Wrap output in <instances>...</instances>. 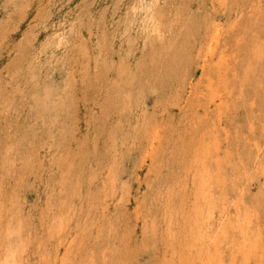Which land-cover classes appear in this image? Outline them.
<instances>
[{"label":"rangeland","instance_id":"rangeland-1","mask_svg":"<svg viewBox=\"0 0 264 264\" xmlns=\"http://www.w3.org/2000/svg\"><path fill=\"white\" fill-rule=\"evenodd\" d=\"M259 1L0 0V264H264Z\"/></svg>","mask_w":264,"mask_h":264},{"label":"bare ground","instance_id":"bare-ground-1","mask_svg":"<svg viewBox=\"0 0 264 264\" xmlns=\"http://www.w3.org/2000/svg\"><path fill=\"white\" fill-rule=\"evenodd\" d=\"M261 1V0H260ZM259 1V2H260ZM251 3V2H250ZM208 6V5H207ZM254 7V6H253ZM238 9V8H237ZM248 10V9H247ZM262 10V9H261ZM216 11V10H215ZM160 12V11H159ZM264 12V11H263ZM258 13V12H257ZM262 13V12H261ZM236 14V13H235ZM249 16V15H248ZM261 16V15H260ZM240 18V17H239ZM156 20V19H155ZM191 21V20H190ZM245 22V21H244ZM251 22V21H250ZM164 23V22H163ZM248 24V23H247ZM243 24H241V26H242ZM261 25V24H260ZM243 27V26H242ZM261 27V26H260ZM241 29V28H240ZM245 30V29H244ZM143 31V30H142ZM174 31V30H173ZM145 32V31H144ZM255 33V32H254ZM136 34V33H135ZM262 34V33H261ZM153 36V35H152ZM234 36V35H233ZM137 37V36H136ZM135 37V38H136ZM217 37H218V33L215 35V40L217 39ZM177 38V37H176ZM182 38V37H181ZM180 38V39H181ZM254 38V37H253ZM259 39V38H258ZM182 40V39H181ZM248 42V41H247ZM128 43V42H127ZM126 43V44H127ZM160 43V42H159ZM230 43V42H229ZM129 44V43H128ZM183 44V43H182ZM257 44V43H256ZM161 45V44H160ZM171 46H172V43H171ZM244 46V45H243ZM181 47V46H180ZM184 47V46H183ZM223 48V47H222ZM248 48V47H247ZM184 49V48H183ZM168 50V49H167ZM215 50H217V49H215ZM44 52V51H43ZM175 52V51H174ZM183 52V51H182ZM239 52V51H238ZM241 52V51H240ZM45 53V52H44ZM194 53V52H193ZM215 53V52H214ZM48 54V53H47ZM197 54V53H196ZM245 54V53H244ZM247 54V53H246ZM169 56H170V53L168 54ZM176 56V55H175ZM215 56V55H214ZM184 57V56H183ZM204 58V57H203ZM209 58V57H208ZM243 58V57H242ZM163 59H165V58H163ZM211 59H212V57H211ZM239 59V58H238ZM156 60V59H155ZM182 60V59H181ZM154 62V61H153ZM47 63V62H46ZM158 63V62H157ZM214 63H216V62H214ZM214 65V64H213ZM152 66H155V65H152ZM171 66V65H170ZM35 69V68H34ZM161 69V68H160ZM36 70V69H35ZM135 70V69H134ZM214 70H215V68H214ZM131 71V70H130ZM239 71V70H238ZM170 72V71H169ZM124 73V72H123ZM205 73V72H204ZM121 74H122V72H121ZM133 75H134V73H133ZM125 76V75H124ZM128 76V75H127ZM160 76V75H159ZM219 76V75H218ZM132 77V76H131ZM220 79V78H219ZM123 81V80H122ZM160 81V80H159ZM214 81V80H213ZM163 84V83H162ZM192 84V83H191ZM202 84V83H201ZM164 85V84H163ZM198 85H200V84H198ZM204 85V84H203ZM205 86V85H204ZM214 87V86H213ZM197 88V87H196ZM201 88H203V87H201ZM208 88H210V87H208ZM183 89V88H182ZM199 89V88H198ZM205 89H206V87H205ZM217 89H218V87H217ZM192 90V89H191ZM195 89H193V91H194ZM202 90V89H201ZM214 90V89H213ZM196 92H198V91H196ZM189 94V93H188ZM204 94V93H203ZM206 94H208V93H206ZM229 94V93H228ZM201 95V94H200ZM200 95H198V96H200ZM214 96V95H213ZM217 96V95H216ZM246 96V95H245ZM204 97V96H203ZM209 97V96H208ZM215 97V96H214ZM239 97V96H238ZM183 98V97H182ZM189 98V97H188ZM193 98H194V96H193ZM202 98V97H201ZM205 98V97H204ZM220 98V97H219ZM228 98V97H227ZM236 98V97H235ZM202 100V99H201ZM207 100V99H206ZM227 100V99H226ZM229 100H232V99H229ZM204 101V100H203ZM250 101V100H249ZM186 102V101H185ZM184 102V103H185ZM234 102V101H233ZM238 102V101H237ZM194 103V102H193ZM222 103V102H221ZM232 104V103H231ZM236 104V103H235ZM208 105V104H207ZM234 105V104H233ZM223 106V105H222ZM227 106V105H226ZM209 106H207V108H208ZM233 107H235V106H233ZM186 108V107H185ZM184 108V109H185ZM221 108V107H220ZM202 109V108H201ZM205 109V108H204ZM233 109V108H232ZM124 110V109H123ZM162 110H164L163 108H162ZM238 110V109H237ZM239 113V112H238ZM262 113H264V112H262ZM236 114V113H235ZM256 114H257V112H256ZM251 115V114H250ZM254 115V114H253ZM258 115V114H257ZM264 115V114H263ZM58 117V116H57ZM226 117V116H225ZM246 117V116H245ZM236 118H237V116H236ZM230 119V118H229ZM258 119H260V117L258 118ZM231 121H233V120H231ZM254 121H256V120H254ZM253 121V122H254ZM243 122V121H242ZM249 122V121H248ZM258 122V121H257ZM256 122V123H257ZM190 123V122H189ZM245 124V123H244ZM248 124V123H247ZM251 123H249V125H250ZM257 125V124H256ZM134 126H136V125H134ZM164 126V125H163ZM193 126V125H192ZM195 126V125H194ZM247 126V125H246ZM258 126V125H257ZM260 126V125H259ZM19 127V126H18ZM150 127V126H149ZM7 129V128H6ZM139 129V128H138ZM152 129V128H151ZM238 129V128H237ZM9 131V130H8ZM152 131V130H151ZM241 131V130H240ZM237 132V131H236ZM13 133V132H12ZM158 133V132H157ZM202 133V132H201ZM152 134V133H151ZM243 134V133H242ZM261 134H263V132H261ZM153 136H154V134H153ZM159 136V135H158ZM214 136H216V135H214ZM240 136V135H239ZM263 136V135H262ZM218 137V136H217ZM244 137V136H243ZM224 138V137H223ZM9 139V138H8ZM158 139V138H157ZM236 139H238V138H236ZM242 139V138H241ZM254 139V138H253ZM213 140V139H212ZM240 140V139H239ZM243 140V139H242ZM241 140V141H242ZM176 141V140H175ZM201 141V140H200ZM214 141H217V140H215L214 139ZM241 141H240V143H241ZM161 142H163V141H161ZM207 142V141H206ZM244 142V141H243ZM242 142V143H243ZM211 143H212V141H211ZM217 143H218V141H217ZM220 143V142H219ZM236 143V142H235ZM240 143H237V144H240ZM241 143V144H242ZM198 144H199V141H198ZM202 144V143H201ZM227 144V143H226ZM247 144V143H246ZM261 145V144H260ZM219 146V145H218ZM236 146V145H235ZM242 146V145H241ZM244 146H246V145H244ZM225 148V147H224ZM242 148V147H241ZM244 149V147L242 148V150ZM247 148H245L244 150H246ZM191 150V149H190ZM192 150H194V149H192ZM196 150V149H195ZM75 151V150H74ZM144 151V150H143ZM247 151V150H246ZM260 151H261V148H260ZM75 152H77V151H75ZM181 152H183V151H181ZM245 152V151H244ZM249 152V151H248ZM252 152V151H251ZM258 152V151H257ZM257 152H255V153H257ZM264 152V151H263ZM149 153V152H148ZM173 153H174V151H173ZM187 153H189V152H187ZM195 153V152H194ZM224 153V152H223ZM242 153H243V151H242ZM259 153V152H258ZM152 154V153H151ZM185 154V153H184ZM232 154V153H231ZM248 154V153H247ZM254 154V153H253ZM217 155V154H216ZM170 156V155H169ZM228 156H229V154H228ZM245 156V155H244ZM243 156V157H244ZM249 156V155H248ZM247 156V157H248ZM255 156V155H254ZM263 156V155H262ZM153 157V156H152ZM222 157V156H221ZM251 157V156H250ZM249 157V158H250ZM256 157V156H255ZM203 158V157H202ZM220 158V157H219ZM226 158V157H225ZM263 158V157H262ZM197 159V158H196ZM200 159H201V157H200ZM252 159H253V157H252ZM261 159V157L259 158V160ZM264 159V158H263ZM262 159V160H263ZM204 160V159H203ZM199 161V160H198ZM205 161H206V159H205ZM217 161V160H216ZM228 161V160H227ZM256 161V160H255ZM212 162V161H211ZM252 162H253V160H252ZM153 163V162H152ZM203 163V162H202ZM206 163V162H205ZM61 164V163H60ZM63 164V163H62ZM65 164V163H64ZM154 164V163H153ZM152 164V165H153ZM184 164V163H183ZM247 164V163H246ZM253 164V163H252ZM150 165V164H149ZM202 165V164H201ZM229 165V164H228ZM15 166H17V165H15ZM147 166H148V164H147ZM191 166H192V164H191ZM204 166V165H203ZM207 166V165H206ZM247 166V165H246ZM252 166V165H251ZM73 167V166H72ZM187 167V166H186ZM212 167V166H211ZM240 167V166H239ZM249 167V166H248ZM190 168V167H189ZM188 168V169H189ZM196 168H199L200 169V167H197L196 166ZM215 168V167H214ZM152 169V168H151ZM150 169V170H151ZM183 169V168H182ZM213 169V168H212ZM86 170V169H85ZM84 170V171H85ZM181 170V169H180ZM184 170H185V167H184ZM209 170H210V168H209ZM227 170V169H226ZM259 170V169H258ZM18 171V170H17ZM200 171V170H199ZM203 171V170H202ZM201 171V172H202ZM212 171V170H211ZM22 172V171H21ZM81 172V171H80ZM157 172V171H156ZM181 172V171H180ZM183 172V171H182ZM181 172V173H182ZM195 172V171H194ZM219 172V171H218ZM20 173V172H19ZM43 173V172H42ZM115 173V172H114ZM221 173V172H220ZM148 174V173H147ZM178 175H179V173H177ZM195 174V173H194ZM202 173H200V175H201ZM228 174V173H227ZM247 174V173H246ZM1 175V174H0ZM116 175V174H115ZM170 175V174H169ZM192 175V174H191ZM211 175V174H210ZM27 176V175H26ZM117 176V175H116ZM184 176V175H183ZM206 176V175H205ZM171 177V176H170ZM191 177V176H190ZM201 177V176H200ZM23 178V177H22ZM27 178V177H26ZM227 178V177H226ZM229 178V177H228ZM12 179V178H11ZM110 179V178H109ZM36 180V179H35ZM103 180V179H102ZM219 180H220V178H219ZM242 180V179H241ZM61 181V180H60ZM106 181V180H105ZM174 181V180H173ZM229 181V180H228ZM246 181V180H245ZM249 181V180H248ZM12 182V181H11ZM77 182V181H76ZM79 182H80V180H79ZM158 182V181H157ZM177 182V181H176ZM180 182V181H179ZM178 182V183H179ZM183 182H184V180H183ZM183 182H181V183H183ZM201 182V181H200ZM238 182V181H237ZM178 183H177V186L176 187H178L179 185H178ZM211 183V182H210ZM221 183V182H220ZM15 184V183H14ZM54 184H56V183H54ZM93 184V183H92ZM107 184V183H106ZM160 184V183H159ZM166 184H168V183H166ZM174 184V183H173ZM245 184H247V183H245ZM82 185V184H81ZM103 185V184H102ZM193 185V184H192ZM84 186V185H83ZM185 186V185H184ZM199 186V185H198ZM213 186V185H212ZM240 186V185H239ZM45 187V186H44ZM98 187H99V185H98ZM165 187H167V186H165ZM186 187V186H185ZM242 187V186H241ZM100 188V187H99ZM115 188V187H114ZM164 188V187H163ZM181 188H182V184H181ZM226 188V187H225ZM243 188V187H242ZM10 189V188H9ZM46 189V188H45ZM90 189V188H89ZM102 189V188H101ZM104 189V188H103ZM106 189V188H105ZM174 188H172V191H174L173 190ZM33 190V189H32ZM166 190V189H165ZM207 190V189H206ZM226 190V189H225ZM231 190V189H230ZM116 191V190H115ZM185 191V190H184ZM208 191V190H207ZM50 192V191H49ZM165 192V191H164ZM169 192V191H168ZM245 192H247V190L245 191ZM249 192V191H248ZM16 193V192H15ZM188 193H189V191H188ZM203 193H204V191H203ZM219 193V192H218ZM50 194V193H49ZM111 194H112V192H111ZM170 194V193H169ZM172 194V193H171ZM190 194V193H189ZM247 194V193H246ZM245 194V195H246ZM264 194V193H263ZM249 195H251V194H249ZM52 196V195H51ZM256 196V195H255ZM213 197V196H212ZM237 197H238V195H237ZM241 197H242V195H241ZM240 198V197H239ZM248 198V197H247ZM251 198V197H250ZM51 199V198H50ZM134 199V198H133ZM138 199V198H137ZM158 199V198H157ZM141 200V199H140ZM204 200V199H203ZM54 201V200H53ZM97 201H99V200H97ZM140 202V201H139ZM182 202V201H181ZM230 202V201H229ZM242 202V201H241ZM143 203V202H142ZM141 203V204H142ZM172 203H173V201H172ZM250 203V202H249ZM137 204V203H136ZM139 204V203H138ZM140 204V205H141ZM227 204V203H226ZM239 204V203H238ZM251 204V203H250ZM59 205V204H58ZM175 205V204H174ZM253 205V204H252ZM137 206H139V205H137ZM240 206V205H239ZM247 206V205H246ZM141 207V206H140ZM185 207V206H184ZM226 207V206H225ZM137 207H135V209H136ZM142 208H144V206L142 207ZM173 208V207H172ZM8 209V208H7ZM40 209V208H39ZM218 209V208H217ZM141 210V209H140ZM139 210V211H140ZM173 210V209H172ZM254 210V209H253ZM260 210V209H259ZM263 210V209H262ZM138 211V212H139ZM181 211V210H180ZM184 211V210H183ZM186 211V210H185ZM215 211V210H214ZM149 212V211H148ZM252 212V211H251ZM3 213V212H2ZM182 213V212H181ZM180 213V214H181ZM141 214V213H140ZM227 214V213H226ZM78 215V214H77ZM157 215V214H156ZM160 215V214H159ZM177 215V214H176ZM186 215V214H185ZM219 215V214H218ZM260 215V214H259ZM180 216V215H179ZM182 216V215H181ZM180 216V217H181ZM192 216V215H191ZM231 218H232V215H229ZM255 216H257V215H255ZM188 217V216H187ZM165 218V217H164ZM66 219V218H65ZM70 219V218H69ZM73 219V218H72ZM136 219H138V218H136ZM142 219V218H141ZM147 219V218H146ZM2 220H3V218H2ZM71 220V219H70ZM84 220V219H83ZM85 220H86V218H85ZM118 220V219H117ZM178 220H179V218H178ZM185 220V219H184ZM189 220V219H188ZM264 220V219H263ZM60 221V220H59ZM127 221V220H126ZM136 221V220H135ZM183 221V220H182ZM216 221V220H215ZM62 222V221H61ZM60 222V223H61ZM4 223V222H3ZM87 223V222H86ZM85 223V224H86ZM121 223H122V221H121ZM144 223V222H143ZM225 223V222H224ZM222 224V223H221ZM227 224V223H226ZM264 224V223H263ZM6 226V225H5ZM62 226V225H61ZM89 226V225H88ZM135 226H136V224H135ZM142 226V225H141ZM231 226H233V225H231ZM230 226V227H231ZM255 226V225H254ZM261 226V225H260ZM27 227H28V225H27ZM32 227V226H31ZM127 227H128V224H127ZM9 228H11V227H9ZM16 228V227H15ZM77 228V227H76ZM88 228V227H87ZM90 228V227H89ZM131 228H132V226H129V231L131 230ZM41 229V228H40ZM81 229V228H80ZM91 229H92V227H91ZM104 229V228H103ZM127 229V230H128ZM133 230H134V227L132 228ZM13 230V229H12ZM15 230V229H14ZM56 230V229H55ZM148 230V229H147ZM171 230V229H170ZM183 230V229H182ZM255 230V229H254ZM63 231V230H62ZM81 231H83V230H81ZM128 231V234L130 233ZM132 231V230H131ZM146 231V230H145ZM186 231V230H185ZM256 231V230H255ZM20 232V231H19ZM180 231H178V233H179ZM58 233V232H57ZM133 233H135L134 231H133ZM144 233V232H143ZM143 233L141 234V235H143ZM255 233V232H254ZM253 233V234H254ZM18 234V233H17ZM34 234V233H33ZM100 234V233H99ZM109 234H110V232H109ZM130 234H132V232L130 233ZM148 234V233H147ZM180 234V233H179ZM223 234H225V233H223ZM262 234V233H261ZM107 235V234H106ZM123 235V234H122ZM125 235H126V233H125ZM226 235V234H225ZM39 236H40V234H39ZM62 236V235H61ZM90 236V235H89ZM88 236V237H89ZM19 237V236H18ZM21 237V236H20ZM52 237V236H51ZM108 237H109V235H108ZM118 237V236H117ZM121 237V236H120ZM130 237V235L128 236V238ZM46 238V237H45ZM61 238V237H60ZM86 238V237H85ZM119 238V237H118ZM125 236H124V240H125ZM47 239V238H46ZM111 239V238H110ZM116 239V238H115ZM123 239V237H121V240ZM17 240V239H16ZM44 240V239H43ZM65 240V239H64ZM87 240V239H86ZM119 240H120V238H119ZM217 240V239H216ZM32 241V240H31ZM89 241V240H88ZM109 241V240H108ZM130 241H131V239H130ZM175 241V240H174ZM125 242H127V240H125ZM124 241L122 242L123 244L125 243ZM134 242V241H133ZM260 242H262L261 240H260ZM31 243V242H30ZM33 243V242H32ZM74 243V242H73ZM119 243V242H118ZM117 243V244H118ZM190 243V242H189ZM142 244H144V243H142ZM260 244V243H259ZM36 245V244H35ZM85 245V244H84ZM113 245V244H112ZM125 245H126V243H125ZM131 245V244H130ZM119 246V245H118ZM123 246V245H122ZM127 246H128V244H127ZM134 247H137V246H135V244L133 245ZM139 247H140V245H138ZM260 246V245H259ZM35 247V246H34ZM115 247V246H114ZM113 247V248H114ZM133 247V248H134ZM239 247V246H238ZM43 248V247H42ZM69 248V247H68ZM116 248H119V247H116ZM121 248V247H120ZM123 248V247H122ZM122 248H121V251H122ZM124 248H126V247H124ZM143 248V247H142ZM193 248V247H192ZM38 249V248H37ZM129 249V248H128ZM146 249V248H145ZM73 250V249H72ZM113 250V249H112ZM136 250V249H135ZM143 250H144V248H143ZM259 250V249H258ZM116 251V250H115ZM79 252V251H78ZM117 252H118V254H119V250H117ZM131 252H132V247H131ZM130 252V253H131ZM259 252V251H258ZM17 253V252H16ZM74 253V252H73ZM82 253V252H81ZM80 253V254H81ZM113 252H111V254H112ZM121 253V252H120ZM125 253H127V252H125ZM129 253V254H130ZM133 253H135V251L133 252ZM32 255H33V253H32ZM127 254H125V256H126ZM12 256H14V255H12ZM128 256H130V255H128ZM127 257V256H126ZM263 258V257H262ZM7 259V258H6ZM5 259V260H6ZM112 259V258H111ZM123 259V258H122ZM134 259H135V257H134ZM133 260V259H132ZM258 260V259H257ZM257 260H256V262H257ZM7 261V260H6ZM39 261V260H38ZM119 261V260H118ZM117 261V262H118ZM263 261H264V259H263ZM263 261H262V263H263ZM27 262V261H26ZM42 262V261H41ZM112 262H113V260H112ZM125 262V261H124ZM124 262L122 261V263L124 264ZM130 262H132V261H130ZM160 262V261H159ZM127 263V261L125 262V264ZM130 264V263H129ZM161 264V263H160Z\"/></svg>","mask_w":264,"mask_h":264}]
</instances>
